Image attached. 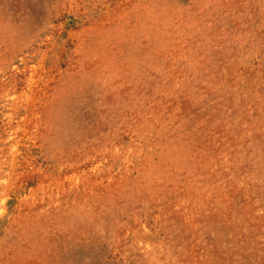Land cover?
Masks as SVG:
<instances>
[{
  "label": "rangeland",
  "instance_id": "1",
  "mask_svg": "<svg viewBox=\"0 0 264 264\" xmlns=\"http://www.w3.org/2000/svg\"><path fill=\"white\" fill-rule=\"evenodd\" d=\"M0 264H264V0H0Z\"/></svg>",
  "mask_w": 264,
  "mask_h": 264
}]
</instances>
